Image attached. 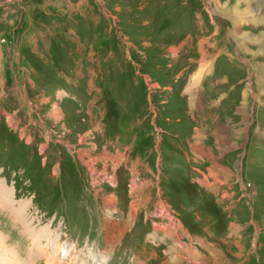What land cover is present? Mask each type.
<instances>
[{"label":"rangeland","instance_id":"1","mask_svg":"<svg viewBox=\"0 0 264 264\" xmlns=\"http://www.w3.org/2000/svg\"><path fill=\"white\" fill-rule=\"evenodd\" d=\"M9 4L0 264H264V0Z\"/></svg>","mask_w":264,"mask_h":264},{"label":"crops","instance_id":"2","mask_svg":"<svg viewBox=\"0 0 264 264\" xmlns=\"http://www.w3.org/2000/svg\"><path fill=\"white\" fill-rule=\"evenodd\" d=\"M12 7V5L11 4H9V5H1V7H0V9H2V10H6V12H9V11H11V8ZM211 15V14H210ZM212 16V15H211ZM212 18H213V16H212ZM221 24H223V23H221ZM219 27H221V26H219ZM222 28V27H221ZM41 32H40V34L38 35V37L39 38H41ZM36 34H34L33 35V38H34V40L37 38V36H35ZM44 42H46V41H44ZM239 56V55H238ZM241 58V61L243 62V63H246L247 64V61H246V59H244L243 57H240ZM253 91V90H252ZM253 93V92H252ZM253 97H254V93H253ZM249 135H250V133H249ZM248 139H249V136H248ZM247 153H248V151H247V149H245V152L243 153V156H245V155H247ZM243 187V186H242ZM235 189V187H234V184H225V185H223V186H216V185H209V188L207 189V193L208 194H210V195H212V193H214V194H216L217 192H222L223 193V196H225L226 194H227V196H230V197H232L230 194L233 192V190ZM222 195V194H221ZM226 196V197H227ZM225 197V199H224V201H226V202H228L227 200V198ZM236 201V200H235ZM235 201H230V202H235ZM233 204H228L226 207H227V209H232L233 208V206H232ZM200 221H202L201 220V218L198 216V223L200 222ZM204 223V222H203ZM205 224V223H204ZM168 225V224H167ZM205 225H207V224H205ZM170 226V225H169ZM176 229V227L174 228V230ZM204 232H205V234H211L212 233V230L210 231V227H208V226H205V228H204ZM209 236L210 235H207L206 237H205V239L207 240L208 238H209ZM178 239V238H177ZM205 242V240L203 239L202 240V244ZM209 245L207 244V249L206 250H208V249H211L210 247H208Z\"/></svg>","mask_w":264,"mask_h":264},{"label":"bare ground","instance_id":"3","mask_svg":"<svg viewBox=\"0 0 264 264\" xmlns=\"http://www.w3.org/2000/svg\"><path fill=\"white\" fill-rule=\"evenodd\" d=\"M14 203H15V201H14L10 191L0 181V207L2 206V208L5 209L7 212H9L12 216H16V218H17V216H19L22 219V216L25 215L22 213L23 209H25V207H23V205L21 204V205H19L18 209H15ZM42 235H44V234L39 233V234H32L31 235V237L33 238L34 244H37L39 242V240H41ZM18 264H19V262H18ZM25 264H27V263H25Z\"/></svg>","mask_w":264,"mask_h":264},{"label":"clouds","instance_id":"4","mask_svg":"<svg viewBox=\"0 0 264 264\" xmlns=\"http://www.w3.org/2000/svg\"><path fill=\"white\" fill-rule=\"evenodd\" d=\"M99 264H107V258H105L104 260L100 261Z\"/></svg>","mask_w":264,"mask_h":264}]
</instances>
